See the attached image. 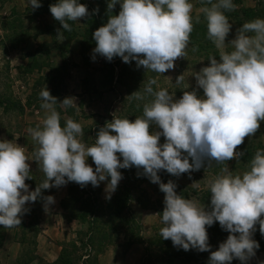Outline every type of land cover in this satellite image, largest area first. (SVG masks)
I'll use <instances>...</instances> for the list:
<instances>
[{
	"label": "clouds",
	"instance_id": "9594fccd",
	"mask_svg": "<svg viewBox=\"0 0 264 264\" xmlns=\"http://www.w3.org/2000/svg\"><path fill=\"white\" fill-rule=\"evenodd\" d=\"M117 3L119 13L111 15ZM201 4L199 12L206 19L207 38L219 50V60L209 56V66L191 74L203 95L196 89L188 91L183 75L175 81L185 85L178 99L166 88L154 90L157 80L149 79L143 92L127 96L129 100L151 97L143 105V115L134 121L113 118L99 128L95 142L88 145L82 140L80 123L71 118L64 126L60 123L56 106L77 107L75 97L58 103L44 86L40 97L45 116L41 124L27 130L37 145L32 158L15 141H0V225L19 227L21 216L28 211L26 203L36 202L42 189L68 182L97 187L110 177L106 185V198L110 199L122 179L118 169L135 166L164 193L163 211L157 213L164 225L160 229L163 239H170L173 246L185 251L206 252L210 250L206 226L218 222L229 234L218 250L210 252L208 264H230L234 258L244 262L255 255L259 248L252 238L255 225L259 224L264 235V150L255 152L249 170L243 173L233 174L226 162L244 155L237 147L246 137L254 136L264 121V19L245 22L226 43L232 25L225 13L235 11L237 5L233 0H201ZM28 6L35 10L41 4L28 0ZM107 8V23L92 34L94 53L108 61L116 56L124 63L134 60L138 67L161 75L174 69L175 60L187 55L194 29L190 0H108ZM49 11L62 26L63 31L57 29L60 41L65 39L64 31L72 30L70 21L90 15L78 0H57ZM199 22L197 15L195 23ZM153 125L162 131H150ZM161 136L165 140L162 144ZM89 157L95 169L87 163ZM30 160L39 164L45 177L33 191L25 183L33 178L27 163ZM211 161L225 166L207 180L210 207L177 194V185L172 180L161 182L158 175L165 170L179 177ZM43 199L47 205L55 202L52 196Z\"/></svg>",
	"mask_w": 264,
	"mask_h": 264
},
{
	"label": "rangeland",
	"instance_id": "374dc122",
	"mask_svg": "<svg viewBox=\"0 0 264 264\" xmlns=\"http://www.w3.org/2000/svg\"><path fill=\"white\" fill-rule=\"evenodd\" d=\"M39 2L41 7L33 10L28 0H0V141H15L25 147L29 158L37 145L27 130L41 124L45 116L40 97L44 86L58 103L65 97H75L77 107L56 106L60 123L64 126L68 118L80 123L82 140L91 145L106 122L113 118L134 121L143 115V105L151 97L129 100L127 96L143 92L149 79L157 80L154 90L166 88L178 99L185 85H176L175 81L183 75L185 84H189L187 90L196 89L198 95H203L191 74L209 66V56L219 60V50L207 38L206 19L199 12L201 0H190L194 5V29L187 55L175 60L174 69L162 75L138 67L134 60L124 63L116 56L108 61L94 53L96 42L92 34L107 23L108 0H78L87 6L90 15L70 21L72 30L63 32V41L57 38V29L63 31L62 26L49 11L57 0ZM233 3L236 10L225 13L232 25L226 43L245 22L264 19V0H233ZM97 8L99 11L93 13ZM119 10L117 3L111 15H118ZM197 15L199 23H195ZM194 46L198 48L195 52ZM150 131L162 130L153 125ZM164 142L161 136L160 143ZM258 149L264 150V121L254 136L246 137L237 147L244 155L226 162L233 174L249 170ZM27 163L33 178L25 183L33 191L45 177L36 161ZM87 163L95 169L91 157ZM224 166L211 161L208 166L205 162L199 170L179 177L165 170L158 175L163 183L172 180L177 185V194L210 207L207 180L220 174ZM118 171L122 179L110 199L106 198L110 177L97 187L68 182L42 189L36 202L25 204L28 211L21 216L19 227L0 225V264H208L210 252L218 250L220 243L208 237L209 251L190 248L198 258L181 260L180 253L186 251L173 246L172 241L166 243L160 236L164 225L157 213L163 211L164 193L159 185L152 183L142 168L132 166ZM47 196H52L55 202L47 205L43 199ZM171 249L176 255L166 253ZM230 264H264V245L260 243L248 260L241 262L234 258Z\"/></svg>",
	"mask_w": 264,
	"mask_h": 264
},
{
	"label": "trees",
	"instance_id": "16d2710c",
	"mask_svg": "<svg viewBox=\"0 0 264 264\" xmlns=\"http://www.w3.org/2000/svg\"><path fill=\"white\" fill-rule=\"evenodd\" d=\"M206 229H207L208 237L212 238V239H216L218 241V243L224 242L226 240L228 234H229L227 231H224L220 227L218 222H215L210 227L206 226ZM252 238L255 241H257V243H259V244L261 243L262 245H264V235H262L259 231V224L255 225V231L253 232ZM169 241H171V240L168 239L165 242L168 243ZM146 250H147V248H146ZM166 253L167 254L169 253L170 255L172 254L173 256L176 255L172 249ZM177 254L179 255V253H177ZM180 256L182 257L181 260H187V261L198 258L197 253H191L189 250L184 252V253H180Z\"/></svg>",
	"mask_w": 264,
	"mask_h": 264
}]
</instances>
